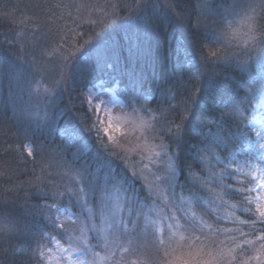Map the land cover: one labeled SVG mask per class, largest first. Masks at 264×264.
I'll return each instance as SVG.
<instances>
[{"label": "snow or ice", "instance_id": "6c2138e0", "mask_svg": "<svg viewBox=\"0 0 264 264\" xmlns=\"http://www.w3.org/2000/svg\"><path fill=\"white\" fill-rule=\"evenodd\" d=\"M50 7L81 30L41 44L21 21L0 39V99L19 109L26 156L60 179L15 213L0 203V257L264 264V0H116L98 19L85 0ZM165 30L186 55L156 72ZM185 31L206 41L199 58ZM73 91L88 107L69 130L57 100Z\"/></svg>", "mask_w": 264, "mask_h": 264}, {"label": "trees", "instance_id": "16d2710c", "mask_svg": "<svg viewBox=\"0 0 264 264\" xmlns=\"http://www.w3.org/2000/svg\"><path fill=\"white\" fill-rule=\"evenodd\" d=\"M57 2L59 0H0V39L4 36L10 37L21 26V21H28L29 18L39 25L41 44H47L49 40L59 42L60 36L56 34L58 27L63 30L61 34L67 32L69 36L72 35L71 29L73 28L80 31L81 29L74 23V21H79V16L74 10L72 18H69L65 10L57 9L56 14L64 11V19L63 21H57L55 24L52 23L54 15L50 6L55 5ZM64 2L69 3L71 0H64ZM76 2L79 3L80 0H76ZM85 2L96 6L97 15L93 18L98 19L100 18V11L106 4L116 2V0H85ZM184 2L189 3V0H184ZM120 3L131 5L133 0H120ZM89 11L91 12L92 9H89ZM121 15H126V12H121ZM80 23L83 24V31L91 35L92 28L85 21H80ZM28 27L31 28L32 24L29 23ZM92 27L95 31H100L99 25ZM185 35H187V44L196 52L197 58H199V49L205 46L206 41L189 35L186 31ZM184 41L185 37L181 36L179 32L176 34L175 41L168 36L167 30L160 35L159 61L154 69L156 72L162 70L161 64L165 57L169 62L184 59L186 53L182 50L178 51L179 45ZM125 54L127 53L125 52ZM205 54H207L206 49ZM169 67H171V63H169ZM148 71L151 73L153 69H148ZM225 75L239 78L241 74L236 69L225 73ZM88 79L99 82V79L94 75H90ZM57 103L62 109L67 105L68 115L61 121V126L69 130L77 123V117L83 116L84 109L88 107L86 103H83L82 93L77 91H73L71 96L64 94L57 100ZM13 107L14 105L8 100L7 90H5L3 98L0 99V203L6 202L9 205L8 211L15 213L17 209L13 207L14 205L35 203L34 200H30L28 197L37 191L42 184L49 183L50 180L59 181L60 177L56 175L55 169H48L52 173L51 176L42 173L40 167L33 163L32 158L26 156L23 145L28 143V138L24 135L19 109H17V114L14 116ZM93 118L95 119V117ZM81 127L83 126L81 125ZM45 143L47 144V142ZM22 153L23 155H21ZM25 159L27 163H25ZM37 177L40 178V182L37 181ZM11 243L19 246L24 242L13 240ZM4 247H7V244ZM0 264H29V261L27 256L8 255L7 257H0Z\"/></svg>", "mask_w": 264, "mask_h": 264}, {"label": "rangeland", "instance_id": "374dc122", "mask_svg": "<svg viewBox=\"0 0 264 264\" xmlns=\"http://www.w3.org/2000/svg\"><path fill=\"white\" fill-rule=\"evenodd\" d=\"M100 91H103L102 89L100 90ZM105 98H107V97H105ZM115 111V110H114ZM116 135H117V137L120 135L119 133H116ZM53 264H54V262H53Z\"/></svg>", "mask_w": 264, "mask_h": 264}]
</instances>
